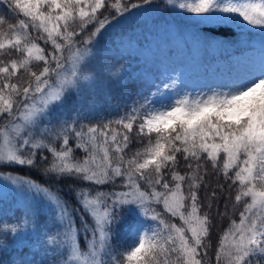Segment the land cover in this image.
<instances>
[{"label":"snow or ice","instance_id":"6c2138e0","mask_svg":"<svg viewBox=\"0 0 264 264\" xmlns=\"http://www.w3.org/2000/svg\"><path fill=\"white\" fill-rule=\"evenodd\" d=\"M6 201L0 264H264V0H0Z\"/></svg>","mask_w":264,"mask_h":264},{"label":"trees","instance_id":"16d2710c","mask_svg":"<svg viewBox=\"0 0 264 264\" xmlns=\"http://www.w3.org/2000/svg\"><path fill=\"white\" fill-rule=\"evenodd\" d=\"M109 62L111 63V67H112L113 71L119 66H126L130 69L131 72L139 71L140 68L142 67V64H140L135 58H130L127 56L124 57L123 59H120V60H117L113 57V58H110ZM97 67L102 68V65H97ZM99 78L101 81L110 80V77L104 73H101ZM101 87H102V85H101ZM109 87H111L112 94L114 97L112 104L113 105L119 104L120 107H119V109H113L110 112L104 111V110H102V111H103L104 116H106L108 118H115L118 114L123 112L124 104H123L122 100L119 98V91H118L117 86L115 84H110ZM102 99H103L102 95L97 96L98 101H100ZM77 155H79V153H77ZM44 166L45 165H41V167H44ZM31 175L36 179H42L35 172L31 173ZM206 180L214 185L217 182V177L215 176V174H210L208 177H206ZM6 202H4L3 205H0V213L6 214L11 209L12 204H11V206H7L5 204ZM237 212H238V210H237ZM227 225H228L227 220L221 221V220L217 219L216 221H214V228H213V241L214 242L218 241L219 236L222 234L223 230L227 227ZM128 239H129L128 232H127V229H125L123 232L120 233L119 242L121 244H126L128 242Z\"/></svg>","mask_w":264,"mask_h":264},{"label":"rangeland","instance_id":"374dc122","mask_svg":"<svg viewBox=\"0 0 264 264\" xmlns=\"http://www.w3.org/2000/svg\"><path fill=\"white\" fill-rule=\"evenodd\" d=\"M8 204H11V203H8Z\"/></svg>","mask_w":264,"mask_h":264}]
</instances>
